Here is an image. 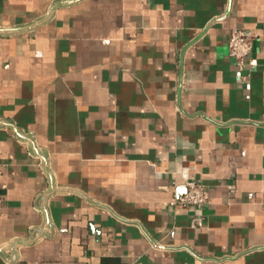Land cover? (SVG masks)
Returning a JSON list of instances; mask_svg holds the SVG:
<instances>
[{"label": "crops", "instance_id": "obj_1", "mask_svg": "<svg viewBox=\"0 0 264 264\" xmlns=\"http://www.w3.org/2000/svg\"><path fill=\"white\" fill-rule=\"evenodd\" d=\"M0 264H264V0H0Z\"/></svg>", "mask_w": 264, "mask_h": 264}, {"label": "built area", "instance_id": "obj_2", "mask_svg": "<svg viewBox=\"0 0 264 264\" xmlns=\"http://www.w3.org/2000/svg\"><path fill=\"white\" fill-rule=\"evenodd\" d=\"M227 46L229 55L235 60L236 65L242 68L252 48V36L242 27H231L228 29ZM184 187V192L174 194L169 203L170 205H179L183 207L193 206L199 208L208 203L209 191L205 186L192 180L187 181ZM226 188L229 193H232L235 189V185L234 183H226ZM197 224L200 225V221H197ZM30 233L33 238L45 235V232L38 228H32Z\"/></svg>", "mask_w": 264, "mask_h": 264}, {"label": "water", "instance_id": "obj_3", "mask_svg": "<svg viewBox=\"0 0 264 264\" xmlns=\"http://www.w3.org/2000/svg\"><path fill=\"white\" fill-rule=\"evenodd\" d=\"M97 231V230H96ZM90 232H95V229H92V226L90 224Z\"/></svg>", "mask_w": 264, "mask_h": 264}]
</instances>
